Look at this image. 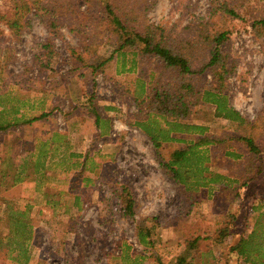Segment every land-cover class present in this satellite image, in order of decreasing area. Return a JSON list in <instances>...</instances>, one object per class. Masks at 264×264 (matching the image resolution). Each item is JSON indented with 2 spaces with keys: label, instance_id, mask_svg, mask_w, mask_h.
<instances>
[{
  "label": "rangeland",
  "instance_id": "1",
  "mask_svg": "<svg viewBox=\"0 0 264 264\" xmlns=\"http://www.w3.org/2000/svg\"><path fill=\"white\" fill-rule=\"evenodd\" d=\"M149 4L147 11L141 10L146 22L164 28L168 37L187 47L194 43L197 64L208 52L207 43L200 41L202 27L206 25L208 33L213 29L227 33L220 46L230 68L224 95L244 118L260 120L255 136L264 145V36H257L251 26L262 17L264 0ZM10 6V0H0V11ZM44 14V9H34L27 16L19 41L0 25V113L5 111L0 116L1 121L18 120L0 131V242L8 234L7 222L13 226L15 220L6 218V208L10 206L15 215L31 207L25 213L31 218L25 252L21 255L13 245L1 244L0 264H181L177 259L182 254L198 264H253L229 250L240 238L256 230L259 234L261 226L264 231V146L257 175L256 168L247 174L242 159L225 155L226 150L242 152V145L240 150L220 147L211 153L210 172L236 183L213 185L186 199L161 171L150 140L128 125L148 117L149 109L133 96L138 82L146 84L148 94L175 74L154 59L130 54L97 67L118 43L97 28L100 15L83 0H77L74 16L58 9L54 29ZM193 81L198 86L215 83L209 72ZM194 110L193 124L207 126L219 137L234 136V124L215 119L212 107ZM41 114L46 116L39 118ZM95 115L104 120L103 134L95 126ZM32 118L36 120L20 123ZM41 142L47 144L45 165L55 169L44 171L39 182L41 174L30 168L29 176L23 172L22 182L11 186L23 159L32 156L36 162ZM182 146L164 145L162 157ZM249 177L252 181L240 187ZM123 188L134 200L132 214L123 211ZM139 230L147 234L149 245L139 244ZM194 239L196 246L187 249ZM250 250L257 251L254 264H264V233L253 240Z\"/></svg>",
  "mask_w": 264,
  "mask_h": 264
},
{
  "label": "trees",
  "instance_id": "2",
  "mask_svg": "<svg viewBox=\"0 0 264 264\" xmlns=\"http://www.w3.org/2000/svg\"><path fill=\"white\" fill-rule=\"evenodd\" d=\"M47 2L46 5L44 0H10V8L0 11V25H4L8 29L12 39L19 41L22 33L27 29V16L34 9L37 11L45 10L44 17H48V23L53 29L58 23V20L55 19V12L58 9L63 10L67 16H74L76 13L77 0H47ZM83 2L88 8H95L100 15L98 22H96L98 24L97 28L102 27L106 35L110 39L116 38L118 43L109 58L97 67L102 68L104 64L115 57L124 59L127 54H130L133 57L140 56L142 59H154L159 62L165 71L175 74V77L169 80L167 84L161 87L153 86L148 94L145 93L146 84L143 81L138 82V87L134 90L133 96L136 101L141 100L144 102L149 109L148 117L140 120L134 119L128 125L140 130L150 140L155 149L157 163L161 171L175 183L186 199L192 200L201 189L213 185L229 187L236 183V180L231 181L229 178L212 173L209 170L210 154L220 149V147H223V149L233 147L240 150L239 145H242V152L226 150L225 155L235 160L242 159L245 168L248 169V175L254 171V168H256V171L253 175L261 172L260 155L261 147L264 145L263 140L258 141L255 136V130L258 129L256 125H259L260 120L250 122L244 118L232 107L228 98L224 95L225 81L230 71L227 57L220 52L221 44L227 39L225 31L213 29L211 33H208L207 26L202 27L203 30L199 35L201 37L200 41L207 43L208 52L207 58L197 64V60L192 53L194 43H191V47H187L184 41H177L168 37L164 28L146 22L141 10L145 9L147 11L150 7L149 3H152L153 0H83ZM251 26L256 31L257 36H264V11L262 17L254 20ZM137 28L142 29L139 31ZM1 32L3 31L0 29ZM132 69L129 68L128 71ZM204 72L212 74L215 80L213 85L203 83L198 86L193 81L194 76L201 75ZM201 106L212 107L215 119L233 123L235 126L234 136L219 137L216 133H210L207 126L193 124L191 115L195 112L194 109ZM4 112H1L0 115ZM45 116L46 114H41L39 118ZM1 119L0 116V131H5L12 125H16L18 121L14 120L12 123L1 121ZM94 119L95 126L103 134L104 128L100 124L104 120L98 115H95ZM35 120L36 118L26 121L21 120L20 123L29 124ZM105 123H107V120ZM179 135H183V137L180 138ZM174 143L183 146L173 147L168 158L162 157L161 152L164 145L173 146ZM46 145L45 142L38 145L37 154L35 155L36 162L32 160V156L23 159L24 164L13 175L11 186L22 182L23 177L21 175H23V172L25 174L27 172L29 176L30 168L32 172L41 174L39 182L45 178L44 171L55 169V167L45 165L47 150L44 147ZM5 163L6 160L3 161V164ZM0 177H3L2 174ZM252 179V177L246 178L241 182L240 187L252 181ZM121 198L124 200L123 211L127 215L132 214L134 200L127 188L122 189ZM25 209L23 212H15L14 215V211L10 206L6 208V218L15 220L13 226L10 225L11 221L7 224L4 223L9 227V230L3 241L0 242V246L1 244L8 247L13 245L14 249L18 248L21 255L25 252L24 244H26L31 234V228L29 227L31 218L28 215L25 216V213L31 211V207L27 206ZM13 227L14 229L11 231ZM21 227L27 232L25 237L20 234V231L22 232ZM263 233L261 226L259 234L256 230L246 239L240 238L239 243L230 247L229 252L242 257L245 262L251 260L254 264L253 253L257 251L252 250V252L250 248L253 240L259 238ZM225 234H229V232L223 233L222 236L224 237ZM146 239L147 234L139 230V244L149 245ZM196 242L197 240L194 239L190 244L188 243L187 249L196 246ZM13 248L10 251H13ZM200 257L199 254L198 258ZM187 258L188 254H182L177 262L181 264H198L195 259L187 261ZM198 261L200 263L201 260Z\"/></svg>",
  "mask_w": 264,
  "mask_h": 264
}]
</instances>
